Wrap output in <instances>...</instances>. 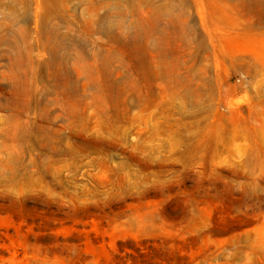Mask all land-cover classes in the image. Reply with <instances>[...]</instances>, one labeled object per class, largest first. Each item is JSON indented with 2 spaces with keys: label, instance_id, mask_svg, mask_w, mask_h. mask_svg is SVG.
<instances>
[{
  "label": "rangeland",
  "instance_id": "rangeland-1",
  "mask_svg": "<svg viewBox=\"0 0 264 264\" xmlns=\"http://www.w3.org/2000/svg\"><path fill=\"white\" fill-rule=\"evenodd\" d=\"M0 264H264V0H0Z\"/></svg>",
  "mask_w": 264,
  "mask_h": 264
},
{
  "label": "bare ground",
  "instance_id": "bare-ground-1",
  "mask_svg": "<svg viewBox=\"0 0 264 264\" xmlns=\"http://www.w3.org/2000/svg\"><path fill=\"white\" fill-rule=\"evenodd\" d=\"M45 15H46V14H45ZM48 17H49V16H48ZM9 46L12 47V48H17L19 45H18L16 42L11 41V42L9 43Z\"/></svg>",
  "mask_w": 264,
  "mask_h": 264
}]
</instances>
